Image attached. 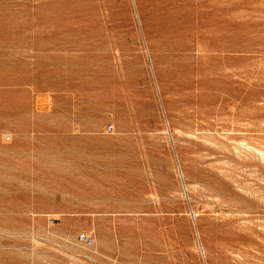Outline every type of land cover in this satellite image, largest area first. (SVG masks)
<instances>
[{"label": "rangeland", "instance_id": "1", "mask_svg": "<svg viewBox=\"0 0 264 264\" xmlns=\"http://www.w3.org/2000/svg\"><path fill=\"white\" fill-rule=\"evenodd\" d=\"M0 264H264V0H0Z\"/></svg>", "mask_w": 264, "mask_h": 264}, {"label": "built area", "instance_id": "2", "mask_svg": "<svg viewBox=\"0 0 264 264\" xmlns=\"http://www.w3.org/2000/svg\"><path fill=\"white\" fill-rule=\"evenodd\" d=\"M110 128H112V126Z\"/></svg>", "mask_w": 264, "mask_h": 264}, {"label": "bare ground", "instance_id": "3", "mask_svg": "<svg viewBox=\"0 0 264 264\" xmlns=\"http://www.w3.org/2000/svg\"><path fill=\"white\" fill-rule=\"evenodd\" d=\"M200 234V233H199ZM198 235V234H197Z\"/></svg>", "mask_w": 264, "mask_h": 264}]
</instances>
